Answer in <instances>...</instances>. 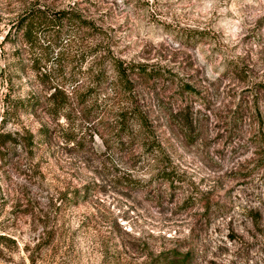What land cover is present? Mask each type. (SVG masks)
I'll return each instance as SVG.
<instances>
[{"label":"rangeland","instance_id":"rangeland-1","mask_svg":"<svg viewBox=\"0 0 264 264\" xmlns=\"http://www.w3.org/2000/svg\"><path fill=\"white\" fill-rule=\"evenodd\" d=\"M70 7L95 29L24 43L32 8ZM114 58L148 70L131 94ZM0 135V264H264V0H0Z\"/></svg>","mask_w":264,"mask_h":264},{"label":"trees","instance_id":"trees-1","mask_svg":"<svg viewBox=\"0 0 264 264\" xmlns=\"http://www.w3.org/2000/svg\"><path fill=\"white\" fill-rule=\"evenodd\" d=\"M47 12V9L40 10V8H32V10L18 24L17 28L22 32V39L27 46L37 48L42 36L46 37V35H49L59 44L57 48H60L63 42L69 39L68 34L74 28L95 29L94 25H92L89 20L84 18L78 10L72 7L53 14H48ZM112 64L116 75L117 85L127 94H131L133 92L132 88L134 87V83H132L130 77L136 75H138L137 77L148 76L147 68L140 65H125L116 58L112 60ZM70 100L71 98L69 95L59 85L52 88V92L49 96L52 110H56L57 112L69 108ZM32 103H34V101L29 100H17L13 103L10 101V104L6 103V111L4 112L5 117H9L10 112L13 113L32 107ZM118 112L114 116L113 123L115 125L114 133L118 135L120 141L132 140L139 131H146V119H144L143 113L136 109V106L132 105L131 108L122 107ZM134 127H138L139 131L133 130ZM11 140V136L9 135H0V162L5 159L4 148L8 143L12 142ZM71 143L75 146L76 140L68 138L67 144ZM124 145L126 144L122 143V146ZM31 146V144L28 145L29 148H31ZM148 147H150V145L147 146V148ZM160 150L159 147H152L150 151L152 153H159ZM249 176L251 175H244V178ZM172 255L173 254L160 256L159 261L163 260L160 264H188L190 261L188 254H184L181 258H176Z\"/></svg>","mask_w":264,"mask_h":264}]
</instances>
